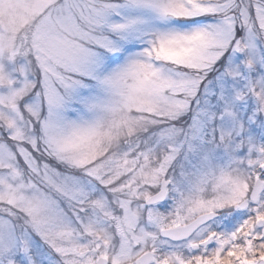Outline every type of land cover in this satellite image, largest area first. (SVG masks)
Wrapping results in <instances>:
<instances>
[{
    "label": "snow or ice",
    "instance_id": "1",
    "mask_svg": "<svg viewBox=\"0 0 264 264\" xmlns=\"http://www.w3.org/2000/svg\"><path fill=\"white\" fill-rule=\"evenodd\" d=\"M0 264H264V0H0Z\"/></svg>",
    "mask_w": 264,
    "mask_h": 264
}]
</instances>
